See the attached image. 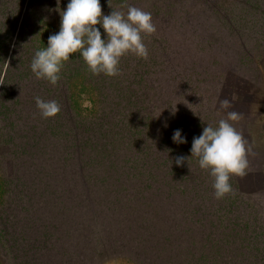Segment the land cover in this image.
Wrapping results in <instances>:
<instances>
[{"label":"trees","instance_id":"1","mask_svg":"<svg viewBox=\"0 0 264 264\" xmlns=\"http://www.w3.org/2000/svg\"><path fill=\"white\" fill-rule=\"evenodd\" d=\"M201 1L207 7V15L212 10L221 21H235L233 25L236 28H232L248 31L242 34L244 41L251 39L253 33H249L253 30L261 32L264 28L263 24L249 22L255 10L264 19V0H183L182 3L195 6ZM33 3L29 0L18 29L26 0H0V80L9 61L0 87V122L9 123V129L5 131L10 132L9 139L15 141L24 121L27 127L23 129L29 135L33 133L36 139L44 134L47 142L51 139L57 150L61 146V152L67 154L64 162L77 169L75 172L71 170V174L62 173V167L58 166L59 177L56 181H48L54 178V172L49 176L45 174L42 180L35 168L31 174V194L27 199L24 198L28 191L26 183L21 182L18 173L16 181L9 182L2 177L0 259L5 261L0 260V263L103 264L112 254L129 252L140 264H162L159 262L161 256L172 264L176 258L174 248L184 255L182 264H264V261H257L261 257L264 259V193L255 189L248 191L260 206L256 204L250 212H243L244 223L235 205L240 194V179L250 175L256 177V171L248 167L244 175L232 176L233 191L222 199H216L213 178L207 170L199 167L197 158L185 160L181 166L176 165L175 158L190 157L193 137L199 136L206 124L217 126L218 123L209 116L208 119L198 117L197 123L191 125L193 129H182L187 140L185 145L177 144L172 140L171 130L163 131L165 126L157 129L159 115L153 118L151 113L153 109L160 111L163 123L170 127L174 125L170 105L151 108L152 103L142 102L143 97L149 96L147 90L154 81L155 84L157 81L162 83V71L159 74L155 65L163 50H169L171 42L166 38L158 42L156 32L144 35L148 58H138L131 53L123 56L120 71L113 77L93 75L79 52L73 53L64 63L60 81L53 86L44 79L35 78L30 64L35 46H38L36 50L46 47L49 35L54 34L50 32L55 30V26L46 23L54 21L60 29V11L66 9L68 0H41L39 17L32 10H35ZM100 4L103 14H109L112 9L126 13L127 5L149 11L156 29L161 16L167 21L171 17L176 18L174 0H100ZM227 4L240 7L242 15L232 18L225 14L223 8ZM40 17L46 22L43 29L38 24L37 39L33 40L35 33L30 22ZM206 19L208 17L201 22ZM227 22L226 25L232 26ZM101 33L103 38L102 28ZM12 69L16 73L9 83ZM156 85L158 90L163 88V85ZM8 92L11 98L6 97ZM37 96L44 100H57L61 111L53 118H42L36 107ZM83 105H86L83 110L86 114L82 111ZM30 107L31 110H27ZM190 118L192 115L182 119L179 116L177 122L185 125ZM78 149L89 154L90 164H86V170H90L91 165V171H85L82 165H78ZM33 157L36 160L35 152ZM82 168L85 173L78 170ZM85 178L89 181L90 192L82 205L75 194ZM184 189L187 191L183 194L196 198L191 213L182 217L184 210L179 216H172L173 211L163 212L165 202L171 200L170 194L174 192L173 201H176L177 192ZM88 195L99 203V210L94 211L90 206ZM76 208L85 210V225L89 232L83 231L82 240H77L74 245L75 239H80L77 237L81 230L79 222L76 217L67 222L61 217L63 211L75 214L78 212ZM198 213L201 216L197 217ZM139 214L148 233L143 236L142 231V238L137 236L139 232L135 233ZM106 215L111 217L108 222L103 219ZM155 217H158V225L153 229L155 225L151 221ZM237 226L245 233H239ZM146 237L151 240H146ZM174 242L178 243L175 245Z\"/></svg>","mask_w":264,"mask_h":264},{"label":"rangeland","instance_id":"2","mask_svg":"<svg viewBox=\"0 0 264 264\" xmlns=\"http://www.w3.org/2000/svg\"><path fill=\"white\" fill-rule=\"evenodd\" d=\"M33 1V7L35 10H32L34 11L35 16L39 17L41 0ZM182 1L183 0H174V6L176 8L175 19L171 17L168 19V22L167 20L162 19V16H159L160 18H158L159 21L157 22L158 27L156 34L159 39L157 41L160 42L166 38L167 41L171 42V47L168 48L169 50H163L162 55L159 56L157 64L155 65L157 66V71L159 70V74H161L162 71L163 75L161 78L162 83L157 81L156 84L163 85V88L158 90L154 81V84H152L147 90L149 96L143 97L142 102L144 104L152 103L150 106L151 108H153L154 105H162L165 107V105L169 104L171 107L170 115L173 111L172 116L174 119H177L179 116H181L182 119L184 116L188 117L189 115H192V118L187 120L185 125L178 124V119H172L171 121H174L172 123L174 125L169 127L167 124V126H165V123H163V114L160 111L158 112L156 109H153L151 112L153 118L156 115H159L160 119V122L156 124L157 129L160 130L161 127L165 126L162 130H171L172 134L176 129H193L191 125L197 123L196 120L200 116L203 117V119H208L209 116L214 122L216 121V123H218L220 119L226 118L228 111H237L243 114V119L232 123L238 127V131L243 132L244 137L252 145L253 151L252 154L249 155L251 162L248 167L250 169L252 168V171H256V177L247 175L248 178H241L239 181L241 185V187H239L240 194L238 195L237 203H235V205L236 209L239 210V213L241 214V222L244 223L243 212H250L256 204L260 206L259 201H254L253 195H251L250 192L248 193V191L255 189L256 191H259V193H264V28L261 29V32H255L253 30L249 33H253L251 39L244 41L242 39V34H245L248 31L232 28L234 26L233 24L236 23L235 21L230 22V19H228V22L224 20L221 21L220 17H218L212 10L208 11L207 15L205 13L207 7L203 4V1L195 6L193 3L185 5ZM28 2L29 0H26V6L21 14L18 29L21 26ZM36 2H38V4ZM186 6L188 8H186ZM239 8L240 7L238 6L236 7L227 4L223 9L225 14L228 13L232 18H238L242 15ZM260 14L259 11L255 10L253 17L251 18L253 20L250 19L249 22L253 25H264V19L260 18ZM204 17H208V19L201 22V19ZM244 17L246 18L245 15ZM45 22L44 19L41 21V17L36 21L30 22L31 30L35 33L32 36L33 40L37 39L36 31L39 28L43 29ZM226 22L232 23V26L228 24L226 25ZM38 24H40L39 28ZM46 24H52L55 26V30H49H53L50 33L58 32L59 26L54 21H50ZM46 42H48V40H46ZM37 47L38 46L36 45L33 50L36 51ZM8 64L9 61L3 68L0 87L3 83L4 75L7 72ZM14 73H16V71L12 69L11 77L9 75V83H11ZM147 76L150 77V75ZM26 83L28 84V81H26ZM19 89L20 88H18V90ZM8 93L9 94H7L6 97L11 98L12 95L10 92ZM224 98H228L232 102V106L229 109H224L220 105V101ZM85 107L86 105H83L82 111ZM27 110H31V107ZM83 113L86 114V111H83ZM8 125L9 123L6 125L3 122H0V136L2 137L0 140V181L3 176V178L9 182L16 181L15 175L18 173L22 178L21 182H23L24 185L26 183V189L29 191L25 192V199L29 198L31 194V174L32 172L34 173V170L38 169V174L40 173L38 176L42 180L43 178L45 179V174L49 176L54 172V175L52 176L54 178H51L48 181H56L59 177V174L56 171V169H60L58 166L62 167V173L67 172L71 174V170L75 172L77 167L75 169L74 165L64 162V156L67 154L61 152L62 147L60 146V150H57L54 144L51 143V139L47 142L44 134L43 137L35 139L33 133L29 135L27 130L23 129L27 127L23 121L21 124V133L15 136V141H11L9 139L10 132H6L9 129ZM183 130L182 132L184 133ZM187 132H189V130ZM60 140L62 139H59V141ZM34 152L36 160L33 157ZM77 155L80 157V164L78 165H82L85 171H91L93 169L91 165V169L86 170L87 166L90 164L88 157L89 154L78 149ZM46 165H49L50 168H45ZM83 168L82 170H78L84 172ZM84 180V182H81L82 186L78 190L76 189L75 194L76 199L82 205H84V200H87V193L89 194L90 192L89 181L87 178ZM74 184H76V180H74ZM184 191L186 192L187 190L184 189L183 191L179 190L177 192L179 194L177 197V199L179 198V201H177V199L176 201H173L174 192H172L170 194L171 200L168 203L165 202V209L163 212L167 214L168 212L173 211L172 216H179L181 210H184L186 215L183 214L182 217L190 214L195 207L194 201L196 198L194 196L189 197L188 194H183ZM90 198V206L94 211L99 210V203L96 202L95 198ZM160 201L162 202V200ZM103 206L107 207L106 204ZM76 210L78 212L75 214L74 212L68 214L63 211L62 217L60 216L61 219L66 222L71 221L73 217H76L79 222L81 230L79 231V234H77V237H80V239H75L73 243L74 245L77 243V240H82L83 231H88L89 229L88 226L85 225L87 224L85 210H83V208H80V210L76 208ZM166 214L164 215L166 216ZM139 216L140 217L135 224V233L139 232L137 236L142 238V231L143 236H146L148 233L146 234L145 232L146 225L142 224L143 221L141 214H139ZM153 216H155V214H153ZM196 216L199 217L201 214L198 213ZM103 219L108 222L111 217L106 215ZM151 222L155 225L153 226V229H156L155 227L158 225V217L152 219ZM71 223L74 225L73 222ZM125 230L126 229L123 231ZM237 231L239 233H245L244 229L241 230L238 228ZM148 237H146V240H151ZM174 243L176 245L178 242ZM173 250L176 258L172 260L171 263L182 264L185 260L183 253L180 255V250L177 251L174 248ZM259 259L260 260H257L258 263L264 261L262 257ZM0 260L3 262L5 261L4 259ZM159 262H163L162 264H165L166 262V264H168L167 261L163 260L162 256L160 257ZM103 264L140 263L129 252H119L112 254L110 259L103 262Z\"/></svg>","mask_w":264,"mask_h":264},{"label":"clouds","instance_id":"3","mask_svg":"<svg viewBox=\"0 0 264 264\" xmlns=\"http://www.w3.org/2000/svg\"><path fill=\"white\" fill-rule=\"evenodd\" d=\"M60 17L59 31L49 35L47 46L35 51L30 64L35 78L44 79L53 86L61 79L64 63L77 52L93 75L116 76L123 56L131 53L138 58H148L144 35L157 30L151 12L127 5L126 13L112 9L109 14H103L100 0H68L66 9L60 11ZM35 102L42 118H53L61 111L57 100H44L37 96ZM220 105L229 109L232 102L224 98ZM241 119L242 113L228 111L226 118L220 119L217 126L206 124L202 133L193 137L190 157L175 158L176 165L181 166L185 160L196 157L199 167L207 170L213 178L216 199H222L233 191L231 177L244 175L249 165L252 145L232 123ZM172 140L177 144L187 142L181 129L174 131Z\"/></svg>","mask_w":264,"mask_h":264}]
</instances>
